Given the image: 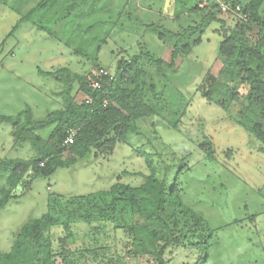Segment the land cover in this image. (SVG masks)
<instances>
[{
    "label": "rangeland",
    "instance_id": "rangeland-1",
    "mask_svg": "<svg viewBox=\"0 0 264 264\" xmlns=\"http://www.w3.org/2000/svg\"><path fill=\"white\" fill-rule=\"evenodd\" d=\"M39 1L0 0V115H16L30 105L35 120H41L61 109L67 84L48 75L60 68L90 77L96 64L114 73L118 61L128 62L143 52L169 61L174 39L168 33H182L207 11L195 10L200 0H129L126 7L123 3L127 0H100L99 6L120 16L111 31L107 27L102 32L89 31L83 40L89 44L87 48L83 46L88 53L79 55L73 46H68L66 37L53 38L32 21H23L10 33ZM219 1L223 0L204 2ZM240 2L245 7L249 0ZM120 10L123 11L118 14ZM217 13L221 20L214 19L205 26L201 43L177 59V70L144 58L147 102L154 113L136 123L137 132L127 134L111 154L96 156L92 152L71 167L59 168L50 177L37 178L24 195L10 199L0 209V252L10 250L23 225L49 210L51 198L60 200L109 190L118 181L133 187L144 184L151 173L147 152L160 177L166 174L173 179L180 171L181 161L188 163L189 168L178 175L183 200L215 229L207 264H264V154L260 142L233 120L248 86L241 87V100L229 109L221 102H210L201 92L205 74H218L220 69L219 44L241 25L236 17L220 10ZM74 18L77 17L73 15ZM78 23L75 20V26ZM248 25L246 36L257 40L258 26ZM94 36L106 40L92 42ZM196 37L197 34L189 38V43ZM70 84L71 94L80 103L85 95L79 81L73 78ZM12 130L11 124L0 123V159L34 157L36 150L28 142L16 143ZM51 130L37 132L44 140ZM204 135L213 145L212 160L207 157ZM8 176L0 168V196L11 190ZM21 190L19 187L13 192L23 194ZM126 218L141 219L129 210ZM91 225L100 226L99 222ZM91 225L84 221L74 224V245L102 252L97 261L79 259L80 264L144 262L145 259L128 254L131 238L123 229L106 224L102 232L91 234ZM56 230L57 233L61 228ZM183 242L166 248L165 264H199L201 251L189 241ZM59 264H64L61 259Z\"/></svg>",
    "mask_w": 264,
    "mask_h": 264
},
{
    "label": "trees",
    "instance_id": "trees-1",
    "mask_svg": "<svg viewBox=\"0 0 264 264\" xmlns=\"http://www.w3.org/2000/svg\"><path fill=\"white\" fill-rule=\"evenodd\" d=\"M98 1L40 0L33 10L22 16L10 33H14L23 21H32L53 38L66 37V43L73 46L77 54H86L88 51L83 46L87 48L89 44L83 40L89 31L102 32L106 27L111 31L118 20V15H113V11H107L103 5L99 6ZM128 1L123 3L124 7ZM233 1L241 3L240 0ZM200 9L198 4L195 10ZM203 9L207 10L204 17L194 26L185 28L182 33H168L174 39L169 61L146 52L125 63L120 60L113 78L104 76L97 89L90 86L88 76L74 74L67 67L60 68L48 75L67 84L61 109L50 112L41 120H35L30 105L16 115H0V123L12 125L14 141L19 144L28 142L37 152L30 159H0V168L8 173L7 179L11 184V190L1 193L0 209L10 199L24 195L37 178L50 177L59 168L71 167L92 152L96 156L111 154L127 134L137 132L136 123L154 113L147 102L144 58L177 70V59L189 54L194 45L201 43L205 26L216 19L218 3L212 2ZM243 9L248 13V20H238L240 28L224 36L218 47L221 62L218 74L209 71L205 74V86L201 92L210 102H221L229 109L241 100L239 90L247 85V93L233 120L260 142V151L264 154V0H249ZM104 13L112 18L106 19L102 15ZM73 15L77 18L73 19ZM75 20L79 21L77 26ZM248 24L258 26L257 40L246 36ZM196 34L195 40L189 43L188 39ZM92 40L104 43L106 39L100 41L98 36H94ZM102 67L95 65V69ZM73 78L79 81L80 91L89 96L91 102L75 101L70 84ZM48 128L52 130L43 140L37 131ZM70 130L76 131L71 144L66 143ZM204 139L207 157L212 160V142L206 135ZM145 158L151 173L139 187L118 181L109 190L60 200L51 198L49 210L42 217L23 225L15 235L10 250L0 252V264H59V259L64 264H80L79 259L89 258L97 261L101 249L74 245L73 226L79 221L89 226L99 222L100 226L91 225V234L102 232L106 224L123 229L131 238L128 254L139 260L145 259L142 264H165L166 248L173 244L183 245V241H189L201 251L199 264H207L215 229L183 200L178 175L189 168L188 163L183 159L178 175L171 179L166 174L159 176L157 166L147 152ZM19 187L24 193L14 194L13 191ZM128 210L141 219H127ZM57 227L61 230L56 233Z\"/></svg>",
    "mask_w": 264,
    "mask_h": 264
},
{
    "label": "built area",
    "instance_id": "built-area-1",
    "mask_svg": "<svg viewBox=\"0 0 264 264\" xmlns=\"http://www.w3.org/2000/svg\"><path fill=\"white\" fill-rule=\"evenodd\" d=\"M206 0L201 1V3H199V6L201 8H205V7H209L210 3L209 2H204ZM218 3V8L220 10V12L223 13H227L230 14L234 17H236L238 20L242 21V20H248V13L244 11L243 6L235 1H219ZM111 76L113 78L114 73H111L109 70H107L106 68H99V69H94L92 71L91 76L89 77V83L90 86L93 87L94 89L100 88L101 86V82L104 78V76ZM85 95V94H84ZM82 101H86V102H91L92 99L85 95V97L83 98ZM76 136V131L75 130H70L68 132L67 135V139H66V143H73L74 142V138Z\"/></svg>",
    "mask_w": 264,
    "mask_h": 264
},
{
    "label": "crops",
    "instance_id": "crops-1",
    "mask_svg": "<svg viewBox=\"0 0 264 264\" xmlns=\"http://www.w3.org/2000/svg\"><path fill=\"white\" fill-rule=\"evenodd\" d=\"M201 2V1H200ZM216 19H218V20H221L219 17H217V15H216V17H215Z\"/></svg>",
    "mask_w": 264,
    "mask_h": 264
}]
</instances>
